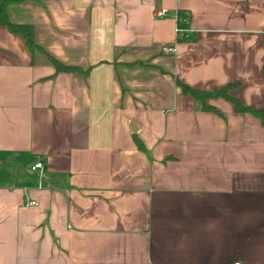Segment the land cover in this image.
Masks as SVG:
<instances>
[{
  "label": "crops",
  "instance_id": "obj_1",
  "mask_svg": "<svg viewBox=\"0 0 264 264\" xmlns=\"http://www.w3.org/2000/svg\"><path fill=\"white\" fill-rule=\"evenodd\" d=\"M7 14L38 47L0 26V264H264V124L177 83L264 110V0Z\"/></svg>",
  "mask_w": 264,
  "mask_h": 264
},
{
  "label": "trees",
  "instance_id": "obj_2",
  "mask_svg": "<svg viewBox=\"0 0 264 264\" xmlns=\"http://www.w3.org/2000/svg\"><path fill=\"white\" fill-rule=\"evenodd\" d=\"M21 0H0V26L7 27L11 32L21 34L28 45V47L33 50L35 47H38L35 43V36H34V28L31 24H16L10 21L8 14H7V5L10 2H16ZM179 26L182 27L181 22H188L189 18L184 15L183 13H179ZM52 62L58 71H75L77 67L74 66H66L58 62L56 59H52ZM179 87L182 91L187 94L191 95L201 106L204 110H213L208 103L210 99L223 97L230 100L234 105L237 111L239 112H250L261 119L262 123L264 124V110H254L247 106H245L240 99L232 96L230 91L235 88V85H227L221 88H215L212 90H200L196 88H192L187 84L177 81ZM138 144L142 147L140 141L138 140Z\"/></svg>",
  "mask_w": 264,
  "mask_h": 264
},
{
  "label": "built area",
  "instance_id": "obj_3",
  "mask_svg": "<svg viewBox=\"0 0 264 264\" xmlns=\"http://www.w3.org/2000/svg\"><path fill=\"white\" fill-rule=\"evenodd\" d=\"M165 13H166V10H158V11H156V15L157 16H163ZM175 31H176V36L180 37V36L183 35L184 29L181 28L179 26V24H178L176 26V30ZM164 50L167 51V52H169V53H173L175 51V49L173 47H170V46H166L164 48ZM40 167H42V163H37V164H35V166L32 167V169L35 170L36 168H40ZM28 204L35 205L36 202L35 201H30V202H28ZM236 264H239V263H236Z\"/></svg>",
  "mask_w": 264,
  "mask_h": 264
},
{
  "label": "water",
  "instance_id": "obj_4",
  "mask_svg": "<svg viewBox=\"0 0 264 264\" xmlns=\"http://www.w3.org/2000/svg\"><path fill=\"white\" fill-rule=\"evenodd\" d=\"M131 127H132V128H133V130H134V128H135V127H134V125H132Z\"/></svg>",
  "mask_w": 264,
  "mask_h": 264
}]
</instances>
